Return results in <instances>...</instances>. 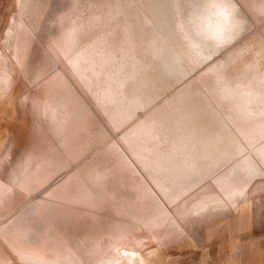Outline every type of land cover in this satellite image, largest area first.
Listing matches in <instances>:
<instances>
[{"label": "rangeland", "instance_id": "1", "mask_svg": "<svg viewBox=\"0 0 264 264\" xmlns=\"http://www.w3.org/2000/svg\"><path fill=\"white\" fill-rule=\"evenodd\" d=\"M260 211L264 0H0L10 264H264Z\"/></svg>", "mask_w": 264, "mask_h": 264}, {"label": "crops", "instance_id": "2", "mask_svg": "<svg viewBox=\"0 0 264 264\" xmlns=\"http://www.w3.org/2000/svg\"><path fill=\"white\" fill-rule=\"evenodd\" d=\"M247 185H243V190L240 192L242 195L245 193ZM161 198V197H160ZM162 199V198H161ZM232 216L234 218L233 224H231V228L228 225L229 230L226 232L227 242L230 243H238V248L242 247L241 245L248 243L247 251L252 250L254 247V251L259 255H264V213L262 211L251 215H246V213H238V214H229L227 217ZM232 218V219H233ZM0 245L4 250V254L0 256V264H10L11 259L21 261V256L23 253H17L15 251V242L9 240L0 239ZM250 248V250H249ZM231 249L225 250L224 257H215L211 263L212 264H241L240 257L236 256L235 253L230 251ZM137 252V251H136ZM240 253V252H238ZM140 254L137 252V255ZM141 255V254H140ZM149 259V258H148ZM176 262V257L169 259L167 264H172ZM26 264H35L28 263ZM156 264H164V258L162 255H159ZM210 260H203L199 262V264H211ZM198 264V263H197Z\"/></svg>", "mask_w": 264, "mask_h": 264}, {"label": "bare ground", "instance_id": "3", "mask_svg": "<svg viewBox=\"0 0 264 264\" xmlns=\"http://www.w3.org/2000/svg\"><path fill=\"white\" fill-rule=\"evenodd\" d=\"M198 211V210H197ZM194 214V213H193ZM194 215H196V214H194Z\"/></svg>", "mask_w": 264, "mask_h": 264}]
</instances>
